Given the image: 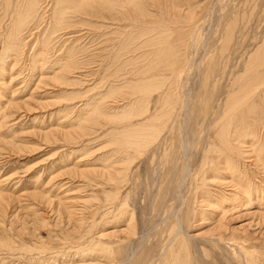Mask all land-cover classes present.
Returning <instances> with one entry per match:
<instances>
[{
	"label": "rangeland",
	"instance_id": "obj_1",
	"mask_svg": "<svg viewBox=\"0 0 264 264\" xmlns=\"http://www.w3.org/2000/svg\"><path fill=\"white\" fill-rule=\"evenodd\" d=\"M99 1L0 0V264H264V0Z\"/></svg>",
	"mask_w": 264,
	"mask_h": 264
},
{
	"label": "bare ground",
	"instance_id": "obj_2",
	"mask_svg": "<svg viewBox=\"0 0 264 264\" xmlns=\"http://www.w3.org/2000/svg\"><path fill=\"white\" fill-rule=\"evenodd\" d=\"M11 0H6L7 4L10 3ZM18 1V0H17ZM22 1V0H21ZM27 3L26 5L28 4V1L29 0H26ZM82 2L83 4V1L84 0H79ZM124 1V0H122ZM121 0H100L97 4H95L96 6H103L104 5V8L107 9L108 11H112L114 10L116 12V14H118V12H120L122 14V7H125L123 6L124 4L126 5V3L129 5V6H132L134 7V5H136L138 2L136 1H133V0H126L125 2H122ZM34 2V1H33ZM32 4V0L30 2ZM29 3V4H30ZM93 3V2H92ZM96 3V2H95ZM6 4V3H5ZM24 4V3H23ZM85 4V3H84ZM94 5V3H93ZM93 5H91V3H88L87 2V6L84 8V9H81L82 7L81 6H77L79 7L80 9H76V10H80L79 13H90L91 11V7H94ZM29 6V5H28ZM84 6V5H83ZM31 7V6H30ZM71 7L70 5L68 6L67 5V9ZM73 7V6H72ZM99 7V8H100ZM25 8V7H24ZM23 8V9H24ZM22 9V10H23ZM30 10V8H28ZM61 9V8H60ZM65 9V8H64ZM140 8H138L137 11H139ZM26 10V9H25ZM29 10H26V12H29ZM72 10V13L74 12L73 9ZM75 10V9H74ZM61 11V10H59ZM16 12H21L19 10H15V13ZM23 12V11H22ZM21 12V14H22ZM33 12V11H32ZM59 13V12H58ZM139 14H141L140 12H138ZM19 14V13H17ZM33 14V13H32ZM144 13H142L141 15H143ZM26 15V14H25ZM16 16V15H15ZM19 16V15H18ZM63 16V15H62ZM25 17V16H24ZM56 17V16H55ZM125 17V16H124ZM23 18V17H22ZM54 18V17H53ZM56 19V18H54ZM14 20V19H13ZM58 20V19H57ZM23 22V21H22ZM26 23V22H25ZM16 24V23H15ZM20 26V25H19ZM55 27V26H54ZM52 28V27H51ZM57 28V27H56ZM56 30V29H54ZM49 34V33H48ZM73 36V35H72ZM43 42V40H42ZM45 42V41H44ZM44 42L42 43V48H43V45L45 46ZM47 42V41H46ZM44 50V49H43ZM71 50V49H70ZM156 51V50H155ZM70 52V51H69ZM73 52V51H72ZM44 54V53H43ZM73 55V54H71ZM176 58V57H175ZM60 59V58H59ZM71 62H73V60H70V61H66L65 62V67H63L62 69V72L64 71H70L72 67H70V64ZM174 64V63H172ZM73 65V64H72ZM75 67V66H74ZM70 69V70H69ZM59 74V73H58ZM260 88V89H259ZM257 89V90H255ZM260 91V92H259ZM229 93H227V98H226V102L227 104H229L228 106V109H226V111L228 110V112L230 113L231 112V115L233 116L236 112V114L238 115L239 118H249L250 115H251V111L255 110L250 106L251 103L255 102V100L257 101H263L264 102V40L261 42V44L259 46H257V48L255 49V51L250 54L245 62V66L243 68V71L241 73H238L234 78H233V82L231 84V88L230 90L228 91ZM257 92L258 95H257ZM255 104V103H254ZM248 105L250 106V109L248 108ZM257 107V105H256ZM254 106V108H256ZM248 108V109H247ZM98 110V109H96ZM96 112V111H95ZM232 112L234 114H232ZM255 112H257L258 115H261V114H264V106L261 107V108H256ZM254 113V112H253ZM237 120V118H235ZM241 119V120H242ZM229 120V119H228ZM240 120V119H238ZM246 119L242 120L245 122ZM240 121V122H242ZM247 122V121H246ZM245 122V123H246ZM243 123V122H242ZM238 125V124H236ZM219 126H222V125H219ZM230 126V125H229ZM233 127V126H232ZM237 127H240L239 125ZM243 127V125L241 126ZM247 127V126H246ZM249 127V126H248ZM223 128V127H222ZM262 128V127H261ZM220 129V128H219ZM227 132L229 129H227ZM225 129H221V131H223V135H224V131H226ZM236 130V129H235ZM250 130V129H249ZM262 130V129H261ZM231 131V129H230ZM260 132V128L257 126L256 128H251V132L250 134H248V136L251 137V140H252V144L253 145H250V147H247L248 150L246 151V155H244V157L246 156L247 160L249 161L248 164H246V166L248 167H251V166H255L254 168L259 170L258 172L259 173H264V170H262L261 167H259L258 165V162L257 160H255L256 158H254L252 156V153L250 152H254L257 148V142H255L256 144H254L253 140L255 139V137L258 136V133ZM226 133V132H225ZM248 133V132H247ZM260 133H263V132H260ZM230 134V133H229ZM228 134V135H229ZM247 135V134H246ZM264 135V134H263ZM231 136V135H230ZM226 138V137H225ZM228 139V138H227ZM228 144V143H227ZM185 148V147H184ZM263 150V149H262ZM260 156V155H259ZM260 159V158H259ZM236 160V159H235ZM264 161V159H262ZM260 162H262L260 160ZM259 162V163H260ZM264 165V163H263ZM245 165L243 166L244 168L246 167ZM241 168H242V165H241ZM243 168V169H244ZM253 168V167H251ZM233 169V168H232ZM248 171V169H247ZM245 176V175H244ZM226 182L225 180H220V183L219 184H222V185H226ZM227 186V185H226ZM258 186V185H257ZM232 187V186H231ZM234 189V188H233ZM249 189V188H248ZM249 191V190H248ZM246 190V192H248ZM245 192V193H246ZM250 193V192H248ZM246 193V194H248ZM252 194V193H251ZM251 194H248V196H250ZM231 195V194H229ZM257 196V195H256ZM233 199V198H232ZM235 199V197H234ZM237 199V198H236ZM235 199V200H236ZM226 200V199H224ZM245 200V199H244ZM228 201V199H227ZM233 202V201H232ZM233 206H236V204H232ZM234 208V207H232ZM177 227H179L178 225V222H177ZM167 249V248H166ZM185 264V263H184Z\"/></svg>",
	"mask_w": 264,
	"mask_h": 264
}]
</instances>
